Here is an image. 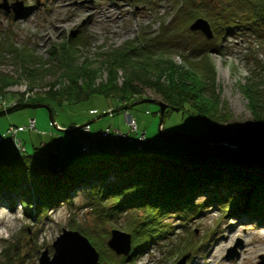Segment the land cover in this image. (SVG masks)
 Returning <instances> with one entry per match:
<instances>
[{
    "label": "rangeland",
    "instance_id": "1",
    "mask_svg": "<svg viewBox=\"0 0 264 264\" xmlns=\"http://www.w3.org/2000/svg\"><path fill=\"white\" fill-rule=\"evenodd\" d=\"M2 1L0 0V3ZM6 1L8 4L22 1L23 11L21 17L17 19L12 10L10 14L0 11V42H6L12 50L6 53V46L0 50V86H6L3 95L0 94V110L15 103L43 104L50 109L55 124L57 121L64 124L74 121L75 118L87 116L88 121L94 122L79 130L83 133L82 138L87 135L89 140L90 135H93L89 147L92 157H87L88 160H106L110 159L109 156L115 158L114 154L123 152L135 157L152 155L180 162L185 157L184 153L190 152L192 155L188 156L208 157L215 161L220 156L226 158L224 148L233 149L234 146L222 139V133L230 129L232 133L239 125L255 121V113L244 95L243 88L251 81L250 78L256 76L262 79L264 84V44L259 45L252 36L244 34L239 28L231 30L230 34L217 41L213 39L214 34L210 39H206L200 31H189L184 33L186 41L184 52H174L169 57L162 56L159 62L157 59L153 60L159 63L152 70L155 78L160 77L163 72L169 73V65L164 66L167 58L172 59L181 69L194 70L196 75H190L191 78L197 82L200 79L205 84L206 97L211 100L213 106L217 104L222 110L210 126L216 143L206 148L210 137L200 119L193 117L192 111L187 112L185 109L180 111L178 107H170L159 94L148 87L137 85L141 90L140 99L160 101L167 105L165 110H170L162 118L161 125L159 106L155 103H141L98 119L108 110L140 100L136 96L131 103L112 97L105 99L94 96L79 104L61 106L48 102L44 96L49 85L55 81H57L55 90L70 87L72 79L77 80L79 85L105 84L107 71L100 67V62L107 59L111 52L124 49L127 42L138 38L141 33L155 35L160 30L162 22L167 24L173 16L168 0H147V3L143 2L145 0ZM205 3L209 7L218 8L226 3V0H205ZM199 18L209 23L205 17ZM196 19L188 22L186 29L189 30V26ZM208 41L215 48H212L203 59L212 66L214 74L212 82L204 80L202 73L196 71V64L191 61L193 57L190 55L194 44H205ZM61 49L66 51V56L76 59L72 69L59 66L57 61L62 57ZM51 53L55 55L50 63L47 60ZM78 65L89 67L78 70L75 68ZM159 66L161 69H158ZM91 70H94L92 75L89 72ZM164 76L161 79H165ZM123 79L124 73L119 70L117 84L121 85ZM30 86L34 87L30 89ZM94 108L98 114L93 113ZM48 112L46 108L23 109L0 118V162L14 156L25 159L41 154L42 150L39 151L41 139L30 138L28 134L21 132L43 133L41 128L45 122L53 128ZM207 114L210 115V112ZM133 120L136 130L128 126ZM13 121L17 123L22 121V124L26 125L27 121L29 123L33 121V124L23 129V125H15L16 129H20L17 133L21 134L18 135L12 134L8 128ZM68 129H62L64 132L60 134L66 137L70 135L66 132L77 130L76 127ZM102 129L130 133L129 137L137 135L136 139L144 136L148 142L139 148L137 143H134L135 139L134 142H128L127 138L116 139L113 137L115 135H101ZM175 133L204 142L189 143L180 137L165 139L166 136ZM198 135L201 137L197 138ZM156 143H160V148H156L159 147ZM82 149L88 151L84 144ZM83 154L82 152L80 158L84 157ZM51 163L58 166L54 162ZM6 165L15 167L10 162ZM66 166L68 163L62 168ZM237 188L238 186L234 190ZM239 191L238 189L234 193ZM6 195L9 197L6 193L2 196ZM206 200L207 197H202L199 202ZM247 200L244 197L233 203H219L208 199L209 204L196 216L186 217L185 220L175 215L169 216L165 222L174 228L171 235L139 254L135 264H175L178 260H175L173 250L188 239L197 248L203 245L191 259L190 255L186 254L188 255L186 261L190 259L189 264H261L264 260V221L260 220L259 216L258 218L253 216ZM14 201L15 203L11 205L5 204V200L0 201V264H38V258L44 249L52 257L54 253L52 243L61 234L62 229L81 233V230L93 231L100 227L96 216L87 206V199L83 193H78L72 199V204L60 203L39 215L33 212V206L30 204L20 203L18 196ZM128 219V215L123 213L116 222L101 227L106 229L110 236L112 229L124 231L122 228ZM70 225L77 229H71ZM258 244L263 247H259ZM235 245L237 256H227L228 250Z\"/></svg>",
    "mask_w": 264,
    "mask_h": 264
},
{
    "label": "trees",
    "instance_id": "2",
    "mask_svg": "<svg viewBox=\"0 0 264 264\" xmlns=\"http://www.w3.org/2000/svg\"><path fill=\"white\" fill-rule=\"evenodd\" d=\"M169 4L173 16L167 24L162 22L156 36L149 37L141 33L137 40L130 41L124 49L111 52L109 56L107 54L108 58L100 62V67L107 71L105 84L79 85L77 80L72 79L70 87L55 90V81L44 93L45 99L59 106L79 104L94 96L105 99L112 97L131 103L134 96L140 99L141 90L138 86L148 87L159 94L170 107H178L180 111H192V116L200 119L210 137L205 147L215 144L210 126L222 110L217 104L213 106L206 97L205 84L200 79L197 82L191 78L196 75L194 70L181 69L168 58L164 65H169L168 74L163 72L160 77L155 78L152 70L158 66L156 61L162 56L169 57L174 52H184V33L189 32L186 26L188 22L199 17H205L209 21L214 41L239 28L244 34L258 39L259 45L264 44V0H226L218 8L209 7L205 0H170ZM212 45L209 41L205 44H194L190 53L193 57L191 61L196 64V71L202 73L204 80L208 82H212L214 74L212 66L203 58L215 48ZM4 47L6 53L12 51L9 44L0 42V50ZM65 54L66 51L61 49L62 57L57 62L59 66L72 69L76 59ZM54 55L51 53L47 62L51 63ZM185 55L187 56L186 53ZM155 59L157 60L153 61ZM84 67L78 65L75 68L82 70ZM119 70L124 73L121 85L117 84ZM89 72L92 75L94 70ZM163 75L165 79H161ZM250 80L243 88L244 95L255 113V120L264 122L263 80L257 76ZM33 87L30 86V89ZM4 88L6 86H0V94ZM93 111H96L94 114L98 113L95 108ZM168 111L170 112L165 110L163 117ZM123 134L128 142H134L135 139L134 143H137V135L129 137L130 133ZM108 136L113 134L109 133ZM196 137L200 138L201 135ZM84 138L86 135L81 138L82 144ZM222 139L231 143V129L222 133ZM156 146L160 148L161 145L156 143ZM224 149L226 158L220 156L214 161L208 157L188 156L192 155L188 152L184 153L185 157L180 162L152 155L135 157L123 152L114 154L115 158L109 156L110 159L106 160H88L87 157H92L90 149L87 152L82 149L84 157L69 162L68 168L53 165L49 159L54 155L44 151L38 156L25 159L14 156L0 162V195L6 193L14 197L17 194L20 203L30 204L33 212L39 215L60 203L72 204V199L78 193H83L87 206L100 224L96 234L81 230L99 252L98 264H135L139 254L171 235L174 228L165 222L166 218L175 215L185 220L186 217L196 216L209 204L208 199L219 203H233L245 197L253 216L264 219V164L244 165L235 149ZM43 155L47 157L43 158ZM7 162L15 167H7ZM237 186L241 189L239 194L234 193ZM216 187L223 188L224 194ZM202 197H207V200L199 202ZM123 213L129 217L122 229L131 235V250L127 256H117L106 247L109 234L101 226L116 222ZM70 228L77 229L72 225ZM202 246L197 248L188 239L173 250L175 260L186 254L191 258Z\"/></svg>",
    "mask_w": 264,
    "mask_h": 264
},
{
    "label": "water",
    "instance_id": "3",
    "mask_svg": "<svg viewBox=\"0 0 264 264\" xmlns=\"http://www.w3.org/2000/svg\"><path fill=\"white\" fill-rule=\"evenodd\" d=\"M0 10L5 11L6 13H11L12 10V13L17 19L21 17L23 11V2L15 1L12 4H8L6 0H3L2 3H0ZM189 30L200 31L204 34L206 39H210L213 36L209 23L202 18L196 19L189 26ZM141 103H155L159 106V124L161 125L163 114L167 108V105L150 98L140 99L127 106L108 110L98 119L111 116L112 114L118 113L126 108H131ZM35 108H46L49 111V119L51 121L52 127L56 128L50 109L46 105L39 103H15L6 109L0 110V118L23 109ZM93 122L94 120L84 122L78 125L76 129H80L86 125L92 124ZM176 137L183 138L189 143L204 142L203 140L189 138L181 133L168 135L165 137V139ZM231 138V143L229 144H234L233 149L237 151V156L242 164L246 165L264 163V122L262 120H255L253 122H247L245 124L239 125L231 133ZM229 144L228 146H230ZM106 246L117 256H127L131 250V235L125 231L112 229L110 231V236L106 241ZM236 246L237 245L228 250L227 256L232 257L237 255L235 251ZM52 247L54 251L52 257H50L47 253V250L44 249L38 258V264H98L99 252L84 235L76 230L62 229L61 234L53 241ZM187 256L188 255L181 257L175 264H185ZM261 264H264V260L261 262Z\"/></svg>",
    "mask_w": 264,
    "mask_h": 264
},
{
    "label": "crops",
    "instance_id": "4",
    "mask_svg": "<svg viewBox=\"0 0 264 264\" xmlns=\"http://www.w3.org/2000/svg\"><path fill=\"white\" fill-rule=\"evenodd\" d=\"M87 121H88V117L85 116L79 119L75 118L74 121L67 122L64 124H60L58 121L56 123L61 129L69 130L68 127H71V129H73L74 127L80 125V123H84ZM11 124L24 125L22 124V121L18 123L13 121ZM42 124H43V128L41 129H43V133L34 132V131H23L21 133L28 134L30 138L41 139L39 141L40 143L39 151L42 150V152L44 151V153L54 155L52 159H49L50 162H54L59 167H62L65 163H69L72 160L79 159L81 157V153H82L81 138L83 136L81 130L77 129L78 131L72 130V132H66L69 133L70 135L63 137L60 134V132L63 133L64 131H57L55 129L53 130V128L49 127L47 122ZM55 132L58 134H56ZM21 133H18V135ZM46 157L47 155H43V158Z\"/></svg>",
    "mask_w": 264,
    "mask_h": 264
},
{
    "label": "bare ground",
    "instance_id": "5",
    "mask_svg": "<svg viewBox=\"0 0 264 264\" xmlns=\"http://www.w3.org/2000/svg\"><path fill=\"white\" fill-rule=\"evenodd\" d=\"M170 0H168V2H169ZM144 3H147V0H145V1H143ZM6 13V12H5ZM7 14H10V13H7ZM188 31H190V32H193V31H191V30H188ZM147 36H149V37H153V36H156L157 34H158V32H156L155 33V35H151V34H149V33H145ZM256 41H259L258 39H256V38H254ZM127 43H129V42H127ZM136 43H138V42H136ZM112 110V109H111ZM107 112V111H106ZM93 113H96V111H94ZM98 114V113H97ZM29 124L30 125H32L33 124V121H31L30 123L27 121V125L26 124H24L23 126H22V129L23 128H27V127H29ZM55 126H56V128H54L53 127V129H55V130H57V131H63L58 125H57V123L55 124ZM16 128H15V125L14 124H11V126H9V130H15ZM16 134H18L17 132H16ZM14 136V135H13ZM93 137V135H90V139ZM90 139H89V141H90ZM88 146L90 147V142L88 143ZM87 146V147H88ZM89 147H88V149L87 150H89ZM85 152H87V151H85ZM63 167V166H62ZM65 168H68V166H66ZM220 188V187H219ZM239 190H241L240 188H238ZM238 189H235L234 191H236V190H238ZM220 193H222V194H224V189L223 188H220ZM248 192H250V190L248 191ZM11 194H8V196L9 197H7V195L5 196V197H3L2 195H0V196H2V199H0V201H6V203L5 204H7V205H11L12 203H15V199H16V196H18L17 194H15L14 195V197L13 196H10ZM244 222H241V224H243ZM98 230V228H96L95 230H93V231H90L92 234H96L97 231ZM85 231H87V232H89L88 230H85ZM258 246L259 247H263V245H261V244H258ZM255 248V247H254ZM246 251V250H245Z\"/></svg>",
    "mask_w": 264,
    "mask_h": 264
},
{
    "label": "built area",
    "instance_id": "6",
    "mask_svg": "<svg viewBox=\"0 0 264 264\" xmlns=\"http://www.w3.org/2000/svg\"><path fill=\"white\" fill-rule=\"evenodd\" d=\"M128 126H129V128H131L132 130H136V124H135V121L133 120V121H130L129 123H128ZM18 130H20V129H15V130H11L12 132V134H15ZM102 132H101V135H109V133H112L113 135H115V137H117V138H124L125 137V135H123L122 133H119V132H117V131H115V132H112V130L111 131H109V129H104V130H101ZM10 133V134H11ZM145 138H144V136H141V137H138L137 138V146L138 147H141L142 146V144L143 143H145ZM88 139H87V135H86V138H84V140H83V144L85 145V147H86V150H87V148L89 147L88 146ZM88 146V147H87Z\"/></svg>",
    "mask_w": 264,
    "mask_h": 264
}]
</instances>
